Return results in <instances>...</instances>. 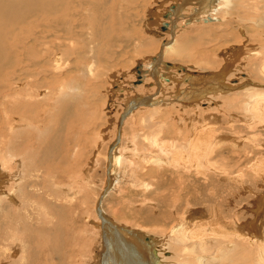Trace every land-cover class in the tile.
Here are the masks:
<instances>
[{
	"label": "rangeland",
	"instance_id": "obj_1",
	"mask_svg": "<svg viewBox=\"0 0 264 264\" xmlns=\"http://www.w3.org/2000/svg\"><path fill=\"white\" fill-rule=\"evenodd\" d=\"M44 1L48 2L50 0ZM100 1L102 3L99 7H96L93 0H86L80 8L75 4L71 5L73 8L79 9L73 21L77 38L70 41V44L72 42L73 44L65 45L66 47L71 46L72 51L63 55V59L60 61L61 70H58V65L52 61V58L48 57L45 58L46 61L42 65V71L36 66H33V70L31 69L30 60L38 58L40 56L38 51L45 49L38 42V45L33 48L34 54L32 56L23 55L29 61L19 65L20 62L18 60L23 58L22 54L19 51H17L19 52L18 54H16L17 52L14 53L13 42L6 36V31L11 27L10 23L7 24L4 12L0 14V47L2 46L0 48V102L2 101V104L0 103V121L5 122H2L3 124L0 122V138L4 139L5 137L6 139V143L0 141V170L3 171L9 168L8 171H10L15 169L11 175V182L10 179L8 181V178L3 179L0 176V181L5 180V182L3 181L5 193L11 197H0L2 202H0V255L3 254V257H0V264L100 263L99 259L96 261L100 257L99 246H105L102 223L99 224L98 216L100 200L101 210L103 209L107 217L118 223V226L119 224H125L121 226L123 228L129 226L131 229H136L133 231L144 230L146 235L136 236L138 239H136L135 243L139 246L147 243L150 245L151 242L157 244L156 249L160 258L162 255L164 256L163 258H166L173 252L172 240L170 242L169 238L171 237L169 230L172 223L177 224L181 220L183 222L186 218L195 219L199 217L200 219L203 216L204 225L214 228H219L220 226L222 230L223 223L226 224L227 222L232 225V228L234 227L233 230L237 225L235 230L240 232L244 229L243 226L247 219H255L258 216H256V210H254L255 203L259 196H264V114L262 116L255 113L251 107L249 108L251 104L248 101L251 98L248 95H228L231 92L238 91V87L241 84L245 87H240L239 90L246 87L264 89V71H262L264 31H261L262 35L256 36L258 30L251 29L252 31H249L246 26L245 31L247 34H242L239 25L235 23L236 21L232 19V21H229L231 16L229 13L227 18L215 17L210 19L212 22H201L198 17V19H193L192 22L184 21V18H188L185 15H191L190 11L196 8L198 0H161L160 3L155 0H137V2H134V0ZM5 2L7 3V0H0V9H4ZM16 2L21 9L23 2L20 3L21 0H16ZM74 2L81 3V0H74ZM146 2L149 3L147 7ZM83 6L86 8H83ZM135 7L140 10H136ZM147 8H150L151 11H148ZM46 15V21L50 24L57 19L52 14L46 13L44 15L41 13L27 15L24 22L28 26L29 24L33 25L31 32L33 36L39 38L38 41L49 40V44H54L59 42V38L53 35L55 31L51 29L48 33L52 36L46 35L47 31L43 27V25H46L44 19ZM108 16L111 18H108ZM14 23L18 25V31H21L20 27L22 24L25 26L22 23V19ZM108 24L111 26H108ZM112 24L115 26L113 27ZM23 25L22 27H24ZM111 27H113L112 29L116 35L111 34L113 32ZM125 27L127 28L125 29ZM135 29L136 31L134 32ZM24 30H26V27L23 28ZM101 32L103 33L101 34ZM107 32L108 34H105ZM118 32L120 34H117ZM94 36L95 38L93 39ZM16 39L14 38V40ZM54 39L56 42H54ZM111 39L113 42L116 39V42L113 44ZM241 39L244 44L252 43L253 47L259 51L258 55L251 52L247 54L249 55L247 59L241 60V52L239 54L233 48L228 50L231 42ZM88 41V48L84 50V45ZM102 41H104V44ZM21 42L22 45L26 43H28L26 44L28 46L35 45L32 42H25L21 38L17 40L15 49L18 50L20 48ZM174 42L182 52L167 54L164 60H166L167 65L169 63L173 64L172 66L170 65L172 70L167 69L171 70V72L174 70V75H171L172 79L175 80L179 76L176 79L177 87H175V90L171 87L168 89L162 84L154 90L153 84L161 81L160 78L158 81L153 78V75H157L153 71L154 65L156 64L158 68L161 64L156 63L159 57L157 55V47L160 44V52L166 44L172 43L173 45ZM140 43L143 44L140 45ZM98 45L100 46L98 47ZM101 46L103 47L101 48ZM100 50L104 55L99 52ZM118 50H121V52H118ZM73 51H75L74 55L71 56ZM91 53L92 58L90 57ZM95 54L98 56L97 58ZM27 56L30 58H27ZM75 58L76 60H74ZM11 59L12 61L15 60L12 63L13 65L8 61ZM85 59H88V62L85 63ZM101 59H104L102 67L99 65ZM49 60L51 62L47 63ZM226 60L230 61V70L224 76L225 81L219 84L221 86L226 84L232 87V83L236 80L238 83L234 85L236 87H233L231 92L209 90L210 85H218V82L214 81V74L216 73L212 70H205L202 66H196L197 68L194 69L189 67V64L192 63L205 65L204 62L206 61L218 67L223 61L227 62ZM93 61L96 62L97 66L93 71H89L90 66L94 63ZM109 62L114 66L110 65ZM7 63L9 65H6ZM76 64L78 66H75ZM10 65L13 66L12 70L8 67ZM239 65H242L241 68ZM162 66L161 68L166 70L165 63ZM253 66L258 67V69ZM21 71L27 72L28 77ZM18 72L21 74H18ZM30 72L32 74L35 73L33 74L35 77L29 76ZM209 72L213 73L211 79L210 76H205ZM9 73H11L10 76ZM75 73L80 75L78 80L72 78ZM22 74L24 75L23 77L21 76ZM71 74L73 75L71 76ZM13 75L18 77H15V79L11 77ZM21 77L22 79L18 80ZM158 77H160V74H158ZM6 78L8 79L7 81ZM150 80L151 82L153 81V84H148ZM180 81L181 83H179ZM203 81L207 83L204 87L208 86L209 89L200 85ZM9 82L12 84L10 85ZM196 82L199 85L194 87ZM249 83L251 85H247ZM186 84V87L183 86ZM21 85H24L23 88H21ZM16 87L17 89H15ZM180 87L185 88L183 90ZM192 87L194 88L191 89ZM11 88H14V90ZM200 88L203 89L201 90ZM162 89L164 90L162 91ZM187 89L189 91L191 89L192 92L194 89L197 91L199 89L200 91L208 90L197 94L201 96L198 99L200 101H187L184 98V93ZM17 90H20L19 92L21 93L17 92ZM29 91L30 94H33L30 95L31 97H28L29 95L25 97L24 94L26 93L27 95ZM152 91L155 92L153 93ZM176 92L179 93L176 94ZM219 92L222 93L221 96L224 99H218V101L214 102L215 104L209 107L207 100L212 96H220L216 94ZM40 93L44 95L41 96L42 94ZM152 94L161 103L151 106L137 105L122 119L125 108L132 101L140 100L146 95ZM3 101L8 103H3ZM198 103L201 104L199 107L186 106ZM145 106L146 108L161 107L154 111H145L142 108ZM2 107L5 108L3 109ZM28 107H34V109L26 111ZM21 113L34 118L33 126H25L24 123L21 124L17 120ZM10 115L13 116L11 119H9ZM7 123L15 134L22 135L19 139L14 137L18 145L16 146L18 151L15 150L16 152H13V154L8 150H4L6 149L4 147L7 146L8 135L3 129L6 130L5 124ZM8 124L6 128H9ZM19 127H23V129L19 130ZM206 129L214 133H221L229 138H222L217 141L219 144L216 143L217 147L214 152L216 155L214 154L212 159L217 162L215 166L220 171L222 169L223 174H229L227 170H224L228 169L231 176L223 177L220 172L219 178L215 177L217 180L214 179L213 182L210 181L208 183L201 180L204 178L202 175H200L199 182L197 178L189 175L188 181L191 189H187L184 176L187 172L184 170V166L175 163L177 166L180 165L177 167L173 162L166 163L167 161L165 160L167 158L162 151V147L172 142L182 145L187 140L189 141L191 137H196L200 132L204 134ZM154 136H157V142L153 141ZM162 142L163 144H161ZM154 143H157V145ZM29 147H32V149ZM116 147L118 148L117 153L120 156V160L116 168L115 189L113 187L108 189L107 186L110 185V159ZM26 149L31 150V154L34 153L35 158L30 155L27 157V159H30H28V162L27 160L22 162L21 157L17 155L23 151L27 152ZM156 159L163 161L156 162ZM2 161L6 162L7 165L5 166L6 163L3 164ZM17 164L19 165L17 166ZM24 165L26 166L24 167ZM22 177L25 178L23 179ZM26 177L32 179L31 182L36 183L37 186H35L37 188L32 185L26 188L22 184L23 181L27 180ZM16 183L17 185H15ZM32 187L33 189L35 188V191ZM195 187L197 189H194ZM24 188H26V194L24 193ZM106 189H108L107 193H105ZM1 192H4V190H1ZM193 192H197V194H192ZM188 193H190L189 196ZM23 198L28 201L26 199L23 200ZM193 204H195V208L199 206L203 211L205 210L204 214L202 212L198 216L197 211L194 213ZM188 208H190V211ZM262 216V219H264V214ZM113 229L122 234L120 229ZM15 230L21 231L22 242L19 247L12 246L13 241L10 232ZM221 230L215 229L216 234H208V237L211 238L209 240L212 242L215 239L216 242L210 243L205 253L208 257L207 259H214L213 262L216 263L221 260L218 254L220 253L221 255L222 253L215 250L218 244L215 245L214 243H219L224 238L219 235ZM226 239L227 244L223 243V245L229 251L231 244L228 241L229 239ZM233 240L238 242L242 239L239 237ZM111 243L112 245L115 244V242ZM120 246H123V244ZM246 246L249 245L246 244ZM4 248H7L8 251H5ZM15 248L20 250L17 256L12 255ZM252 251L253 254L247 251L240 252L232 264H257L256 259H254V248H252ZM76 252H81V254L76 255ZM197 256V254L193 255L192 258ZM225 262L230 264L228 260Z\"/></svg>",
	"mask_w": 264,
	"mask_h": 264
},
{
	"label": "bare ground",
	"instance_id": "obj_2",
	"mask_svg": "<svg viewBox=\"0 0 264 264\" xmlns=\"http://www.w3.org/2000/svg\"><path fill=\"white\" fill-rule=\"evenodd\" d=\"M86 1V0H85ZM84 0H81V3H77V2H74V0H50V1H48V2H45L44 0H21V2L20 3H22V7H21V9L19 8V4H16L17 2H16V0H7V3L5 2V4H4V9H0V14L2 13V12H4V17L6 18V21H7V24L8 23H10V28L5 32L6 33V36H7V38L10 40V41H12L13 42V46H14V53H16L17 51H19V52H21V54H22V57H23V55H33L34 54V52H33V48L36 46V45H38V43H39V45H41V46H44L45 47V49L44 50H39L38 51V53H39V55L40 56H38V58H36V59H33V60H30V62H29V65H31L32 66V70L34 69L33 68V66H36V67H38L39 69H41V71L43 70V68H42V65H43V63L46 61V57H48V58H52V61L55 63V64H57L58 65V70H61L62 69V66L60 65V61L63 59V55L64 54H67V53H70L71 51H72V47L70 46V47H66V46H69V45H71V44H73V42L70 44V41H72V40H74V39H76L77 38V32H75L74 31V23H73V21H74V16L75 15H77L78 14V11H79V9H77V8H73L71 5L72 4H75V5H77L79 8L81 7V5L85 2ZM87 1H89V0H87ZM91 1V0H90ZM94 1V4L96 5V7H99L100 6V4L102 3L100 0H93ZM149 1V0H148ZM147 1V2H148ZM151 1V0H150ZM153 1V0H152ZM155 1H157L158 3H160V1L161 0H155ZM196 1V0H195ZM79 2V1H78ZM112 2V1H111ZM134 2H137V0H134ZM146 2V7H147V4H149V3H147ZM163 2V1H162ZM161 2V3H162ZM219 2H220V4H219ZM87 3V2H86ZM117 3V2H116ZM120 3V2H119ZM122 3V2H121ZM145 3V2H144ZM192 3H194V2H192ZM132 4V3H131ZM18 5V7L16 8V6ZM86 5V4H85ZM121 5V4H120ZM143 5V4H142ZM145 5V4H144ZM193 6H195V5H193ZM193 6H191V7H193ZM198 6V7H197ZM85 6H83V8H84ZM104 7V6H103ZM102 7V8H103ZM158 7V6H157ZM3 8V7H2ZM86 8V7H85ZM128 8H130V7H128ZM134 8V7H133ZM136 8V10L138 9L137 7H135ZM87 9H88V7H87ZM86 9V10H87ZM91 9V8H90ZM106 9V8H105ZM132 9V8H131ZM130 9V10H131ZM148 9V8H147ZM85 10V11H86ZM140 9H138V11H139ZM150 10V8L148 9V11ZM157 10V9H156ZM90 11V10H89ZM106 11V10H105ZM118 11V10H117ZM151 11V10H150ZM193 11V12H192ZM124 12H126V11H124ZM156 12V11H155ZM192 12V13H191ZM41 13H43L44 15L46 14V13H49L50 15L52 14V16L54 17V18H56L57 17V19H56V21L54 22V23H48L47 21H46V18H47V15L44 17V19H45V23H46V25H43V27H44V29H45V31H47V36H50L51 34H49L48 33V31L51 29V30H54L55 31V33H53V35L54 36H56L57 38H59V42H57V43H54V42H56L55 41V39H54V44H49L48 42H49V40H41V41H38L39 40V38L37 37V36H33L32 35V32H31V30H32V28H33V25H31V24H29V26H28V24H25V19H26V16L27 15H30V14H41ZM129 13V12H128ZM148 13V12H147ZM228 13H229V15H231L230 16V18H229V21H232V20H235L236 22L235 23H237L238 25H239V27H240V30L242 31L241 33L242 34H247L246 33V31H245V29H246V26L248 27V29H249V31H252L251 29H257L258 31H260V32H258L257 31V35L256 36H260V35H262V32L261 31H264V0H198L197 2H196V8L194 9H192L191 11H190V14L191 15H185V17H188V18H184V21H186V22H192V20L194 19L195 20V18L196 19H198V18H200V20H201V22L203 21V22H212L210 19H212V18H224V17H229L228 16ZM79 14H82V13H79ZM84 14V13H83ZM136 14V13H135ZM159 14V13H158ZM95 15V14H94ZM148 15H150V14H148ZM85 16V15H84ZM83 16V17H84ZM88 16V15H87ZM161 16H162V13H161ZM160 16V17H161ZM52 17V18H53ZM80 17V16H79ZM154 17V16H153ZM153 17H151V18H153ZM157 17V16H156ZM190 17V18H189ZM198 17V18H197ZM202 17V18H201ZM29 18H31V17H29ZM108 18H111V17H109L108 16ZM225 18V19H226ZM22 19V23H24L25 24V26L24 27H26V30H24L23 31V28L24 27H22V25H21V27H20V30L21 31H18V25L16 24V23H14V22H17V21H20ZM83 20H84V18H82ZM81 19V20H82ZM90 19V18H89ZM232 19V20H231ZM42 20V19H41ZM82 20V21H83ZM113 20H115V18H113ZM28 21H29V19H28ZM96 21V20H95ZM120 21V20H119ZM135 21V20H134ZM133 21V22H134ZM144 21V20H143ZM197 21V20H196ZM221 21V20H220ZM80 22V21H79ZM94 22V21H93ZM132 22V23H133ZM138 22V21H137ZM97 23H99V22H97ZM109 23V22H108ZM115 23V22H114ZM113 23V24H114ZM132 23H131V26H132ZM150 23V22H149ZM195 23V22H194ZM199 23V22H198ZM90 24V23H89ZM96 24V23H95ZM103 24H105V23H103ZM113 24H112V26H113ZM121 24H122V22H121ZM152 24V23H151ZM151 24H149L150 26H151ZM201 24V23H200ZM108 26H111L110 24H108ZM107 26V27H108ZM115 26V25H114ZM113 26V27H114ZM113 27H111V29L113 28ZM76 28V27H75ZM116 28V27H115ZM127 27H125V29H126ZM130 28H132V27H130ZM223 28V27H222ZM103 29H104V27H103ZM107 29V28H106ZM101 30V29H100ZM117 30V29H116ZM120 30H121V28H120ZM128 30H129V28H128ZM127 30V31H128ZM131 30V29H130ZM112 33L111 34H114L115 32H114V30L112 29ZM124 31V30H123ZM136 31V29L134 30V32ZM143 31V30H142ZM106 32V31H105ZM108 32H109V30H108ZM108 32L107 33H105V34H108ZM133 32V33H134ZM90 33H92V32H90ZM103 32H101V34H102ZM138 33V32H137ZM177 33V32H176ZM117 34H120V32H118ZM131 34H132V32H131ZM130 34V35H131ZM97 35V34H96ZM100 35V34H99ZM110 35V34H109ZM114 35H116V34H114ZM52 36V35H51ZM112 36V35H111ZM120 36V35H119ZM118 36V37H119ZM132 36V35H131ZM130 36V37H131ZM154 36V35H153ZM264 36V35H263ZM18 37H20L19 39H18ZM107 37V36H106ZM125 37V36H124ZM130 37H129V39H130ZM139 37V36H138ZM14 38H17L16 40H14ZM22 38V40L24 41L25 40V42L27 41V42H32V43H34L35 45H30V46H28V45H26V44H28V43H26V44H23L22 45V42H21V44H20V48L17 50V49H15V45H16V42H17V40H20ZM47 38V37H46ZM55 38V37H54ZM95 38V36L93 37V39ZM103 38V37H102ZM122 38V37H121ZM128 38V37H127ZM154 38V37H153ZM177 38V37H176ZM107 39H108V37H107ZM113 39V38H112ZM111 39V40H112ZM116 39H117V37H116ZM116 39H115V41L114 42H116ZM98 40V39H97ZM100 40V42H101V38L99 39ZM105 40V39H104ZM123 40V39H122ZM94 41V40H93ZM121 41V40H120ZM119 41V42H120ZM3 42V41H2ZM38 42V43H37ZM92 42V41H91ZM95 42H97L96 40H95ZM104 41H102V43H103ZM112 42H113V40H112ZM112 42H111V44H112ZM114 42H113V44H114ZM142 42H144L143 40H142ZM98 43V42H97ZM162 43V42H161ZM175 43V42H174ZM173 43V45H172V43H168V44H166L165 45V47H166V49H165V47H164V49L162 50V51H160L159 52V46H160V44H159V46L157 47V52H158V54L157 55H159V57H158V60L156 61V60H154V61H156V63L157 64H159V63H161L160 64V66L157 68V65L155 64L154 65V69H153V71H155V74H157V75H153V78H155L157 81H158V79L160 78V83L159 82H155V84H153L152 82H151V80L148 82V84H153V89L155 90L157 87H160L162 84L165 86V88H168L169 89V87H171V88H173L174 90H175V87H177L176 86V79L177 78H179V76H177L176 78H175V80H173L172 78V74H173V72H174V70L171 72V70H172V63H169L168 65L166 64V60H164L165 59V57H166V55L167 54H172V53H181L182 51L181 50H179V46L175 43L174 44ZM88 44H89V41L84 45V50H87V48H88ZM104 44V43H103ZM106 44V43H105ZM110 44V45H111ZM119 44V43H118ZM143 43H140V45H142ZM179 44V43H178ZM66 45V46H65ZM96 45V44H95ZM107 45V44H106ZM129 45V44H128ZM244 45H245V47H244ZM100 45H98V47H99ZM113 46H115V45H113ZM113 46H112V49H113ZM126 46H127V44H126ZM125 46V47H126ZM2 47V46H1ZM0 47V48H1ZM92 47V46H91ZM94 47V46H93ZM98 47H97V49H98ZM103 46H101V48H102ZM106 47V46H105ZM116 47V46H115ZM120 47H121V45H120ZM129 48V47H128ZM182 48V47H181ZM226 48V47H225ZM234 49L235 51H237L238 53L239 52H241L242 54H241V56H242V59L241 60H244V59H247L248 57L247 56H249V55H247L248 53H251V52H253L254 54H257L259 51L257 50V49H255L254 47H253V44L252 43H245L244 44V41H242V39L241 40H235L234 42H231L230 43V46H228V50H230V49ZM3 49V48H2ZM51 49H53V50H51ZM106 49V48H105ZM117 49H118V47H117ZM124 49V48H123ZM161 49V48H160ZM227 49V48H226ZM242 49H243V51H242ZM1 50V49H0ZM4 50V49H3ZM102 50V49H101ZM99 51L100 53L103 51ZM105 51V50H104ZM112 51V50H111ZM121 52V50H118V52ZM142 51V50H141ZM140 51V52H141ZM198 51V50H197ZM19 52H17L16 54H18ZM74 52L75 51H73V53H72V55L71 56H73L74 55ZM90 52V51H89ZM108 52H110L109 50H108ZM117 52V53H118ZM155 52V51H154ZM156 52V53H157ZM237 52H236V54H237ZM41 53H42V55H41ZM77 53V52H76ZM81 53V52H80ZM96 53H98L97 51H96ZM115 53V52H114ZM195 53V52H194ZM88 54V53H87ZM101 54H103L104 55V53H101ZM110 54V53H109ZM111 54H113L112 52H111ZM146 54V53H145ZM231 54V53H230ZM240 54V53H239ZM77 55V54H76ZM86 55V54H85ZM92 53L90 54V57L92 58ZM224 55V54H223ZM233 55V54H232ZM258 55V54H257ZM16 56V55H15ZM106 56H109V55H106ZM111 56V55H110ZM109 56V57H110ZM228 56V55H227ZM230 56V55H229ZM240 56V57H241ZM70 57V56H69ZM75 57V56H74ZM88 57V56H87ZM86 57V58H87ZM95 57L97 58L98 56L95 54ZM180 57H182V56H180ZM233 57V56H232ZM27 58H30V57H28L27 56ZM77 58V57H76ZM76 58L74 59V60H76ZM112 58V57H111ZM145 58V57H144ZM236 58H238V57H236ZM264 58V57H263ZM15 59V58H14ZM90 59V58H89ZM157 59V58H156ZM178 59V58H177ZM192 59V58H191ZM194 59V58H193ZM224 59H225V57H224ZM16 60V59H15ZM15 60H13L12 61V59L11 60H8L10 63H11V65H13L12 63L15 61ZM86 60V59H85ZM92 60V59H91ZM104 60V59H103ZM103 60L101 59V62H99V65L102 67V65H103ZM234 60H235V58H234ZM255 60V59H254ZM19 62H20V64L19 65H21V63L22 64H24L23 62H25V61H29V60H26V58L25 57H23V58H20L19 60H18ZM72 61V60H71ZM70 61V62H71ZM77 61H80V60H77ZM76 61V62H77ZM97 61V60H96ZM105 61H107V59H105ZM110 61V60H109ZM114 61V60H113ZM183 61V60H182ZM227 61V60H226ZM236 61V60H235ZM234 61V62H235ZM256 61V60H255ZM51 62V60H49L47 63H50ZM85 63L86 62H88V59L86 60V61H84ZM94 62V61H93ZM108 62V61H107ZM167 62H169V61H167ZM204 62V61H203ZM253 62V61H252ZM264 62V61H263ZM262 62V66H263V68H262V71H264V63ZM110 63V65H113L111 62H109ZM148 63V62H147ZM151 63V62H150ZM165 63V67H166V70L165 69H162L161 67H163L162 66V64H164ZM16 64V63H15ZM14 64V65H15ZM73 64H74V62H73ZM88 64V63H87ZM92 64V63H91ZM108 64V63H107ZM199 64V63H198ZM204 64L205 65H203L202 63L201 64H199V65H195V64H189V67L190 68H192V69H194V68H197L196 66H198V67H201L202 66V68H205V70H212V71H214V73H216V74H214V81L215 82H218V85L217 84H212V85H210V87H214V88H208V86L207 87H204L203 86V88H208L209 90H211V89H213L212 91H217V90H223V91H226V92H231L232 91V89H233V87H236V86H234L236 83H238L236 80H234V83H232V87L231 86H227L226 84L224 85V86H227V88L226 89H224V88H220V89H218V87L217 86H219L220 84V82H224L225 81V78H224V76L226 75V73L230 70V61L228 60L227 62H222V63H220V65L217 67L216 65H214V64H211L210 62H208L207 63V61L206 62H204ZM255 64V63H254ZM6 65H9V63H7ZM8 66L10 69L13 67V66ZM18 65V64H17ZM16 65V66H17ZM26 65V64H25ZM25 65H24V67H25ZM27 65H28V63H27ZM109 65V66H110ZM171 65V66H170ZM75 66H78L77 64L75 65ZM87 66V65H86ZM89 66H90V64H89ZM97 65H96V62H94L91 66H90V70L89 71H93V69L96 67ZM114 66V65H113ZM240 66V68H241V66L242 65H239ZM238 66V67H239ZM255 66V65H254ZM253 66V67H254ZM23 67V68H24ZM88 67V66H87ZM234 67V66H233ZM252 67V68H253ZM18 68H20V67H18ZM28 68V67H27ZM29 68H30V66H29ZM28 68V69H29ZM108 68V67H107ZM255 69H258V67L256 68V67H254ZM13 69V68H12ZM11 69V70H12ZM16 69V68H15ZM36 69V68H35ZM167 69H171V70H167ZM181 69H182V67H181ZM255 69H254V71H255ZM177 70V69H176ZM232 70V69H231ZM253 70V69H252ZM18 71V70H17ZM31 71V70H30ZM36 71H38V70H36ZM99 71V70H98ZM109 71V70H108ZM195 71V70H194ZM9 72V71H8ZM11 72H15V71H11ZM22 72V71H21ZM35 72V71H34ZM100 72V71H99ZM98 72V73H99ZM16 73V72H15ZM14 73V74H15ZM23 74H25L26 75V77H28L27 76V72L26 73H24V72H22ZM37 73V72H36ZM68 73V72H67ZM66 73V74H67ZM151 73H152V71H151ZM254 73V72H253ZM257 73V72H256ZM8 74V73H7ZM6 74V75H7ZM10 74L11 73H9V76H10ZM18 74H21L20 72H18ZM21 75L22 77L24 76V75ZM33 74H35V73H33ZM33 74L30 72V74H29V76L30 75H32L33 76ZM96 75H98L97 73H95ZM99 74H101V73H99ZM158 74H160V77H158ZM258 74H260V73H258ZM69 75V74H68ZM73 74H71V76H72ZM174 75V74H173ZM176 75V74H175ZM200 75V74H199ZM20 76V75H19ZM37 76V75H36ZM39 76V75H38ZM259 76V75H258ZM11 77H16V76H11ZM18 77V76H17ZM16 77V78H17ZM22 77L20 78V79H18V80H21L22 79ZM33 77H35V75L33 76ZM213 77V73H212V75L210 76V79ZM229 77V76H228ZM261 77H262V75H261ZM15 78V79H16ZM74 80L75 79H79L80 78V75L78 74V73H75L74 74V76L72 77ZM259 78V77H258ZM9 79H10V77H9ZM8 79L6 78V81H7ZM12 80H14V79H12ZM12 80H11V82H12ZM17 80V81H18ZM10 81V80H9ZM23 81V80H22ZM205 81H207V80H205ZM76 82V81H75ZM10 83V82H9ZM8 83V84H9ZM13 83V82H12ZM12 83H10V85L12 84ZM28 83V82H27ZM26 83V84H27ZM179 83H181V81L179 82ZM189 83V82H188ZM206 83V82H205ZM20 84H21V81H20ZM24 84V83H23ZM30 84V83H29ZM207 84V83H206ZM16 85V84H15ZM17 85H18V83H17ZM25 85V84H24ZM23 85V86H24ZM34 85V84H33ZM247 85H251L250 83L249 84H247ZM5 86V85H4ZM22 86V85H21ZM23 86L21 87V88H23ZM28 86V85H27ZM183 86H187V84L186 85H183ZM195 86H197V85H195L194 84V87ZM223 86V87H224ZM9 87V86H8ZM12 87H14V86H12ZM185 87H180V89H183L184 90V88ZM194 87H192L191 89H193ZM201 87V86H200ZM240 87H245L243 84H241V86H239L238 87V91H235L234 93L233 92H231V93H229V95L228 96H233V95H236V94H244V95H248L251 99H250V101H248V103L250 102V104H251V106H249V108L251 107L252 108V110L254 109V112L255 113H257V114H260V115H262L263 116V114H264V89L263 88H256V87H246V88H244V89H241V90H239L240 89ZM6 88H7V84H6ZM10 88V87H9ZM20 88V89H21ZM25 88V87H24ZM170 88V89H171ZM202 88V89H203ZM11 89H13L14 90V88H11ZM15 89H17V87L15 88ZM30 89H31V87H30ZM190 89V91L187 89V91H185V93H184V98L187 100V101H192V100H198L199 98H201V96L199 95H197V94H200L201 92L202 93H204V92H207V90L208 89H205L206 91H200V89H199V91H197L196 89H194V91L192 92V90ZM201 89V90H202ZM55 90V89H54ZM164 89H162V91H163ZM178 90V89H177ZM9 91V90H8ZM20 90H17V92H19ZM27 91H28V89H27ZM27 91H24V92H27ZM30 91H32V90H30ZM30 91L27 93V95H26V93L24 94L25 95V97L26 96H28V97H31L30 95H32V94H30ZM153 93L155 92V91H152ZM181 92V91H180ZM9 93V92H8ZM15 93V92H14ZM19 93H21V92H19ZM179 93V92H178ZM177 92H176V94H178ZM224 93V92H223ZM16 94V93H15ZM22 94H23V90H22ZM40 94H42V93H40ZM39 94V95H40ZM206 94V93H205ZM216 94H218V95H220V96H212L209 100H207L208 101V106L209 107H211L213 104H215L214 102L215 101H218V99H220V98H223L224 99V97H222L221 96V94L222 93H216ZM13 95V94H12ZM44 94H42L41 96H43ZM175 95V94H174ZM7 96H8V94H7ZM18 96V95H17ZM21 96V95H20ZM155 95H146V97H144V98H141L140 100H135V101H132V102H134V103H130L129 104V106L128 107H126L125 108V111H124V113H123V115H122V119L123 118H125L126 117V115H127V113H129L132 109H134L135 107H137V105L138 106H143V105H154V104H156V103H161L160 101H159V99L157 98V97H154ZM181 96V95H180ZM228 96H225V97H228ZM14 97H15V95H14ZM154 97V98H153ZM248 97V98H249ZM180 98V97H179ZM181 98H183V97H181ZM31 99V98H30ZM33 99V98H32ZM178 99V98H177ZM184 99V100H185ZM4 100H6V99H4ZM34 100V99H33ZM33 100H32V102H33ZM36 100V99H35ZM183 100V101H184ZM8 102H9V100H7ZM7 101H3V103L4 102H6V104L8 103ZM59 101V100H58ZM198 101H200V100H198ZM1 104H2V101L0 102ZM181 103V102H180ZM0 104V105H1ZM179 104V103H178ZM188 104V103H187ZM249 104V105H250ZM34 105V104H33ZM179 105H181V104H179ZM199 105H201V104H196V105H194V104H190V105H186V106H196V107H199ZM246 105H248V104H246ZM4 106V105H3ZM6 106V105H5ZM146 106L145 107H142V108H144V110L145 111H154V110H156V109H158L159 107H161V106H159V107H153V108H146ZM156 106V105H155ZM184 106H185V103H184ZM195 107V108H196ZM3 109L5 108V107H2ZM247 108V107H246ZM34 109V107H28L27 109H26V111H28V110H33ZM160 109V108H159ZM251 110V109H250ZM251 110V111H252ZM1 111V110H0ZM253 112V113H254ZM254 115V114H253ZM13 116L12 115H10L9 116V119H11ZM264 117V116H263ZM34 118L32 117V116H30V117H28L26 114H23V113H21L20 115H19V118L17 119V120H19L20 122H21V124L22 123H24V125L25 126H33V124H34V120H33ZM8 121V120H7ZM1 122V121H0ZM3 122V121H2ZM1 122V124H3V123H5V122H3L2 123ZM9 123V122H8ZM7 123V124H8ZM0 124V125H1ZM7 124H5L6 126H7ZM204 124V123H203ZM9 125V124H8ZM208 125V124H207ZM4 126V125H3ZM6 126H5V129L6 130H4L2 127V129H3V131H5L6 133H7V135H8V141H7V146L6 147H4V148H6V149H4V150H8L11 154H13V152H16V151H18V150H16L17 148H16V146H18L17 145V142H16V139L14 138V137H16V138H21V136L22 135H18L17 133L15 134V132L14 131H12L13 129H11V126L9 125V128H6ZM205 127H206V125H205ZM207 128V127H206ZM23 129V127H19V130H22ZM199 130H201V129H199ZM124 131V130H123ZM211 131V130H210ZM208 129H206V132L204 133V134H201V132H200V134H197L196 135V137H191L190 139H189V141L187 140L184 144H182V145H180V144H178V143H175V142H172V143H170L169 145L167 144L166 146L165 145H163V147H162V151H163V153H165V155H166V158H167V160H165V161H167L166 163H170V162H173L174 164L175 163H177V164H180V165H183L184 166V170L187 172V173H185V186H186V188L187 189H191V186H189V181H188V179L190 178L189 177V175H192V176H194L195 178H197L198 180V182H199V179L201 178V176L200 175H202L204 178L203 179H201V180H203L204 182H210V181H214V179H218L219 178V173L221 172L222 173V169H221V171H220V169L217 167V166H215L216 164H217V162L216 161H213V157H214V152H215V150H216V143H218L217 141H220L222 138L223 139H229V138H227V136L225 135H223V134H218L217 132H210ZM2 132V131H1ZM199 132V131H198ZM202 132H204V130H202ZM1 135V134H0ZM2 135H3V132H2ZM7 135H5V136H7ZM27 135V134H26ZM188 136V135H187ZM157 137V136H156ZM155 136H154V138H153V141L154 142H157V138H156ZM186 137V136H185ZM185 137H184V140H185ZM224 137H226V138H224ZM229 137V136H228ZM231 137V136H230ZM2 138V137H1ZM0 138V141L2 142H5L6 143V139H5V137H4V139H1ZM232 139V138H231ZM230 139V140H231ZM23 140H24V138H23ZM183 140V139H182ZM232 141V140H231ZM4 143V144H5ZM21 143V142H20ZM226 143V142H225ZM3 144V145H4ZM155 145H157V143H154ZM161 144H163V142L161 143ZM219 144V143H218ZM2 146V145H1ZM30 146V145H29ZM220 146V145H219ZM3 147V146H2ZM20 147V146H19ZM30 148V147H29ZM30 149H32V147L30 148ZM4 150H3V152H4ZM16 150V151H15ZM117 150H118V148L116 147L115 149H114V151H113V153H112V158L110 159V166H111V168L109 169V184L110 185H108L107 186V188L108 189H110V188H114V186H115V183H116V179L115 178H117L116 177V168H117V166H118V162H119V160H120V156H119V154L117 153ZM26 151L27 152H21L20 154H18L17 156H20L21 157V160H22V162L24 161L25 162V160H27V162H28V159H27V157H29L30 155H33V154H31V150H28V149H26ZM30 151V152H29ZM9 153V154H10ZM1 154V153H0ZM3 155V154H2ZM110 155H111V151H110ZM216 155V154H215ZM9 156V155H8ZM34 156V158H35V155H33ZM6 157V156H5ZM15 157V156H14ZM19 157V158H20ZM31 158V157H30ZM34 158H32V159H34ZM0 159H1V156H0ZM18 159V158H17ZM19 160V159H18ZM30 160V159H29ZM1 161V160H0ZM13 161H14V159H13ZM12 161V162H13ZM31 161H33V160H31ZM160 161H163V160H160V159H156V162H160ZM3 162V161H2ZM9 162V161H8ZM19 162V161H18ZM261 162V161H260ZM1 163V162H0ZM4 163H6V162H3V164ZM172 163V164H173ZM261 164H262V162H261ZM7 165V163L5 164V166ZM11 165V164H10ZM10 165H8V166H10ZM15 165V164H14ZM19 164H17V166H18ZM31 165V164H30ZM34 165V164H33ZM176 165V164H175ZM180 165H178V166H180ZM259 165V164H258ZM26 165H24V167H25ZM177 166V165H176ZM177 166V167H178ZM262 166V165H261ZM35 167V166H34ZM263 167V166H262ZM6 168V167H5ZM11 168V167H10ZM16 168V167H15ZM36 168V167H35ZM34 168V169H35ZM8 169L9 168H7V170L6 169H4L3 171H1L0 170V176H1V178L3 177V179L4 178H8V181H9V179H10V182H11V180H12V177H11V175H12V172L15 170H10V171H8ZM20 169V168H19ZM27 169V168H26ZM30 169V168H29ZM32 170V169H31ZM224 170H227L228 172H229V174H230V171L228 170V169H224ZM20 172H22V171H20ZM24 172H25V170H24ZM29 172V171H28ZM11 173V174H10ZM15 173V172H14ZM21 174V173H20ZM31 174V173H30ZM187 174V175H186ZM229 174H223L222 173V175H223V177H227V176H231V175H229ZM18 175V174H17ZM24 175V174H23ZM32 176V175H31ZM14 177H16V176H14ZM19 177V176H18ZM194 177H192V178H194ZM216 177V178H215ZM23 179L25 178V177H22ZM27 178V177H26ZM216 179V180H217ZM31 180L32 179H28L27 178V180H25V181H23L22 182V184L26 187V188H28L30 185H32L33 187H36L37 186V184L36 183H33V182H31ZM4 182H5V180H3ZM3 181L1 180L0 181V197L1 198H3V197H6V196H8L6 193H5V188H4V186H3ZM7 181V180H6ZM19 181V180H18ZM18 181H17V183H18ZM13 182H14V180H13ZM21 182V181H20ZM192 182V181H191ZM15 183V182H14ZM13 183V184H14ZM17 183L15 184V185H17ZM2 184V185H1ZM175 184V183H174ZM184 184V183H183ZM11 185V184H10ZM22 185V186H23ZM36 185V186H35ZM3 186V187H2ZM14 188H15V186L14 185H12ZM21 186V187H22ZM198 186V185H197ZM8 187V186H7ZM12 187V189H14ZM33 187H32V189H33ZM10 188V187H9ZM26 188H24V193L26 194V192H25V190H26ZM37 188V187H36ZM18 189V188H17ZM108 189H106V191H105V193H107V191H108ZM115 189V188H114ZM193 189V188H192ZM194 189H197L196 187L194 188ZM1 190H4V192H1ZM10 190V189H9ZM29 190V189H28ZM31 190V189H30ZM34 191H35V188L33 189ZM184 190V189H183ZM11 191H14V190H11ZM18 191V190H17ZM23 191V190H22ZM192 191H194V190H192ZM197 191V190H196ZM10 192V191H9ZM21 192V191H20ZM32 192V191H31ZM39 192V191H38ZM188 192V191H187ZM8 193V192H7ZM12 193V192H11ZM15 193V192H14ZM34 193V192H33ZM104 193V194H105ZM6 194V195H5ZM32 194V193H31ZM189 194L190 193H188V196H189ZM192 194H197V192H193ZM38 195H39V193H38ZM35 196H36V192H35ZM9 198H11L10 196H8ZM22 197H25V196H22ZM21 197V198H22ZM29 197H31L30 195H29ZM28 197V198H29ZM186 197V196H185ZM184 197V198H185ZM196 197V196H195ZM26 198H27V196H26ZM25 198V199H26ZM7 199V198H6ZM24 198H23V200H25ZM199 199V198H198ZM1 200V199H0ZM8 200H11V199H8ZM27 200V199H26ZM194 200H195V198H194ZM12 201V200H11ZM28 201V200H27ZM31 201H33L32 199H31ZM30 201V202H31ZM1 202V201H0ZM30 202H28L29 203V205H31L30 204ZM34 202V201H33ZM217 202V201H216ZM215 202V203H216ZM2 203V202H1ZM23 203V202H22ZM188 203H189V201H188ZM4 204H6V203H4ZM101 200L99 201V205H98V216H99V221H100V223L99 224H101L102 223V228H103V235H104V244H105V246H103V245H100L99 246V250H100V257L99 258H97L96 259V261L99 259L100 260V263H98V264H226V260H228V262H230V264H232V262L233 261H235L236 260V256L237 255H239V253L240 252H245V251H247L248 253H251V254H253V251H252V248H254V253H255V255H254V259H256V262H257V264H264V227H263V224H264V219H262V214H264V196L263 195H261V196H259L258 198H257V200H256V203H255V208H254V210H256V212H257V214H256V212H255V214H256V218L255 219H250V220H246V223H245V225L243 226L244 227V229H242L240 232L238 231H236L235 229L237 228L235 225H233V226H235V229L233 230V228H232V225L229 223H227L226 222V224L225 223H223V232H222V230L220 229V226H219V228H214V227H212V226H207V225H204L203 224V221H202V217L203 216H201L200 217V219H199V217H197V218H186L185 220H183V222H182V220L179 222V223H177V224H175V223H172V225L170 226V230H169V235L171 236V237H169L170 238V242H171V240H172V254L169 256H167L166 258H163L164 256L162 255V253H161V255H162V260H161V258H160V256H159V253L157 252L158 250L156 249L157 247H156V245L157 244H153V242H151V244L150 245H148V243L145 245H142V246H139L137 243H135L136 242V239H138L137 237H141V236H144V235H146L145 234V231L144 230H140V231H133V230H136V229H131V227H129V226H127L126 228H123V226H121V225H125V224H119V226L117 225L118 223H116L115 221H113L111 218H109V217H107V215L105 214V211L102 209L101 210ZM192 204V203H191ZM28 205V206H29ZM32 205H33V203H32ZM35 205V204H34ZM195 204H193V206H194ZM25 206H26V203H25ZM197 207V206H196ZM26 208V207H25ZM24 209V208H23ZM189 209V211H190V208H188ZM250 209V208H249ZM192 210V209H191ZM253 210V211H254ZM194 213L197 211V214H198V216L203 212V214H204V211L198 206L197 208H195V206H194ZM262 213V214H261ZM38 214H39V212H38ZM3 215V214H2ZM5 215V214H4ZM7 219V218H6ZM96 219V218H95ZM181 219V218H180ZM4 221V220H3ZM3 221H2V223H3ZM7 221V220H6ZM98 221V222H99ZM244 222V221H243ZM1 223V224H2ZM11 223V222H10ZM4 224H5V222H4ZM9 224V223H8ZM240 225V224H239ZM7 226V225H6ZM12 226V225H11ZM101 226V225H100ZM2 228H3V226H1ZM7 228H9V226H7ZM113 228H115V229H120L121 231H122V234H119V232L117 231H115ZM133 228V227H132ZM4 229V228H3ZM6 229V228H5ZM165 229V228H164ZM215 229H219V231L221 230V232H219V235L221 236V237H224V238H222V240H221V242L219 241V243H214L215 245L216 244H218L215 248V250H218V252H221L222 254L220 255V253L218 254L219 255V258H221V260L218 262V263H216V262H213V260L214 259H211V258H209V259H207L208 257L205 255V253L207 252L206 250L208 249V245L210 244V243H212L213 244V242L215 241V239H214V241H210L209 239H211V238H209L208 237V234L210 235H213L216 231H215ZM9 230V229H8ZM139 230V229H138ZM239 230V229H238ZM10 231V230H9ZM167 232H168V230H166ZM21 231L20 230H15V231H11L10 232V236H11V238H12V241H13V245L12 246H17V247H19L20 245V243L22 242V236H21ZM216 234V233H215ZM101 236V235H100ZM137 236V237H136ZM8 237V236H7ZM99 237V236H98ZM240 237V239H242L241 241H235V240H233V239H236V238H239ZM101 238V237H100ZM99 238V239H100ZM226 238H228L229 240L228 241H230V247H229V251H227L226 250V248H225V246L223 245V243H226L227 242V239ZM165 239H166V237H165ZM226 239V241H224ZM11 240V239H10ZM9 240V241H10ZM116 240V241H115ZM218 240V239H217ZM7 241V240H6ZM139 241V240H138ZM157 241H159V240H157ZM111 242H115V244L114 245H112V243ZM143 242V241H142ZM141 242V243H142ZM216 242V241H215ZM12 243V242H11ZM102 243V242H101ZM144 243V242H143ZM146 243V242H145ZM4 244V243H3ZM103 244V243H102ZM121 244H123V246H120ZM158 244H159V242H158ZM167 244V243H166ZM227 244V243H226ZM225 244V245H226ZM246 244L247 245H249V246H251V247H249V246H246ZM84 245V244H83ZM211 246V245H210ZM209 246V247H210ZM228 246V245H227ZM10 247V246H9ZM166 247V246H165ZM213 247V246H212ZM155 248V249H154ZM169 248V247H168ZM249 248H251V249H249ZM5 249V251H8L7 250V248H4ZM10 249H11V247H10ZM53 249V248H52ZM166 249V248H165ZM187 249V250H186ZM214 249V248H213ZM209 251V250H208ZM213 251V250H212ZM19 252H20V250H18L17 248H15L14 250H13V256H17V254H19ZM55 252V251H54ZM163 252H166V251H163ZM230 252H231V256L229 257V254H230ZM5 253V252H4ZM198 253H200V254H198ZM204 253V254H203ZM215 253H216V251H215ZM214 253V255L215 256H217L216 254ZM76 255H80L81 254V252L80 253H75ZM186 254H188V255H186ZM198 255L196 258H192V256L193 255ZM210 254H212V253H210ZM242 254V253H241ZM247 254V253H246ZM166 255V254H165ZM243 255V254H242ZM209 256V255H208ZM211 256H213V255H211ZM0 257L2 258L3 257V254L2 255H0ZM47 257V256H46ZM232 257V258H231ZM248 257V256H247ZM219 258H217V259H219ZM242 258V257H241ZM244 258V257H243ZM252 258V257H251ZM251 258H250V260H251ZM4 259V258H3ZM16 259V258H15ZM238 259V258H237ZM20 260V259H19ZM179 260V261H178ZM225 260V261H224ZM230 260V261H229ZM240 260H242V259H240ZM253 260V259H252ZM224 261V262H223ZM2 262V261H1ZM17 262V261H16ZM5 263V262H4ZM234 263V262H233ZM3 264V263H2ZM246 264V263H245Z\"/></svg>",
	"mask_w": 264,
	"mask_h": 264
},
{
	"label": "water",
	"instance_id": "obj_3",
	"mask_svg": "<svg viewBox=\"0 0 264 264\" xmlns=\"http://www.w3.org/2000/svg\"><path fill=\"white\" fill-rule=\"evenodd\" d=\"M212 75V72H209V73H207L205 76H211ZM196 85H199V83L198 82H196ZM200 85L201 86H204V85H206V83H204V81L203 82H201L200 83ZM224 86V85H223ZM221 86V85H219V86H217L218 87V89H220V88H224V89H226L227 88V86ZM209 88H214V87H209ZM132 103H134V102H132ZM129 106V105H128Z\"/></svg>",
	"mask_w": 264,
	"mask_h": 264
}]
</instances>
